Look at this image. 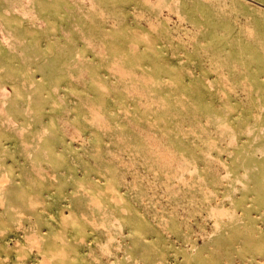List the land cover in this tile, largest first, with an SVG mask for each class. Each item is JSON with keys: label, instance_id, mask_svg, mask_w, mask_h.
Listing matches in <instances>:
<instances>
[{"label": "rangeland", "instance_id": "obj_1", "mask_svg": "<svg viewBox=\"0 0 264 264\" xmlns=\"http://www.w3.org/2000/svg\"><path fill=\"white\" fill-rule=\"evenodd\" d=\"M0 264H264V0H0Z\"/></svg>", "mask_w": 264, "mask_h": 264}]
</instances>
